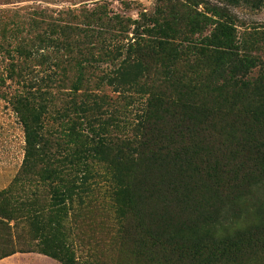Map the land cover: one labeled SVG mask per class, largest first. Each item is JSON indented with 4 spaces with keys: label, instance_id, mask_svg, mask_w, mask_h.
<instances>
[{
    "label": "trees",
    "instance_id": "obj_1",
    "mask_svg": "<svg viewBox=\"0 0 264 264\" xmlns=\"http://www.w3.org/2000/svg\"><path fill=\"white\" fill-rule=\"evenodd\" d=\"M217 2H195L203 10L190 19L191 27L211 21L215 28L192 48L181 74L164 68V60L179 59L173 48L138 40L126 44L129 58L107 79L121 89V115L112 100L78 80L66 95L67 104L62 98L75 118L65 116L62 134L53 139L61 158L49 152L53 146L44 126L54 97L47 101L29 93L12 98L18 113L31 116L24 122L27 149L21 172H37L49 189V203L41 208L33 193L19 206L33 236L20 249L0 252V261L40 252L63 264H93L76 257L67 224L76 207L99 199L115 209L119 241L128 240L159 259L216 264L264 249V57L251 54L248 42L238 38L228 9L260 10L264 0ZM139 99L142 108L128 118ZM109 130L119 135L109 136ZM54 155L51 164L37 167ZM10 194H0V229L12 243L4 216L6 204L14 200ZM246 208L255 209L257 222L220 235L219 229L239 220Z\"/></svg>",
    "mask_w": 264,
    "mask_h": 264
},
{
    "label": "rangeland",
    "instance_id": "obj_2",
    "mask_svg": "<svg viewBox=\"0 0 264 264\" xmlns=\"http://www.w3.org/2000/svg\"><path fill=\"white\" fill-rule=\"evenodd\" d=\"M198 1L202 0H0V194L11 192L14 196V200L6 204L4 213L10 218L5 222L12 228L13 242H7L6 232L0 229V252L20 249L33 236L27 233L28 227L22 220L23 213L18 211L19 206L33 193L37 195L36 203L41 208L49 203V189L47 184L39 182L37 172L26 175L21 172L27 149L24 122L31 116L18 113L12 98L29 93H36L47 101L54 97L44 125L49 130L50 146H53V139L58 138L57 133L62 134V119L65 121V116L71 120L73 116L75 118V113L63 105L62 98L67 104L66 95L72 93L78 80L84 83L83 88L108 98L107 101L112 100L110 103L115 104L113 108L117 105L118 115L122 112L119 105L123 104L117 99L122 96L121 89L118 85H109L107 79L124 59L129 58L126 44L138 40L173 48V54H179V59L172 63L164 60V68L180 74L185 72L186 57H190L192 48L215 28L211 21L200 25L199 29H193L189 24L190 19L195 18V12L203 10L202 5H194ZM205 1L218 4L217 0ZM228 9L236 19L238 38L248 42L251 54L264 57V8L252 10L246 6H230ZM199 20L201 17L196 18ZM148 76L154 77L152 73ZM252 77H257L256 73ZM131 93L134 98L140 97ZM141 102L139 99L133 105L132 111L126 114L128 118H135L142 108ZM108 135L119 134L109 130ZM49 152L58 158L63 156L59 155L56 146L50 147ZM56 156L45 157L46 163L37 167L51 164ZM97 160H94L95 164L99 165ZM12 210L15 211L10 214ZM253 210L246 208L239 220L223 225L218 231L220 235L232 234L256 223ZM114 217V207L100 199L76 207L73 219L67 224L72 229L68 241L73 243L80 262L206 264L175 257L159 259L149 251L134 248L128 240L119 241L114 231ZM39 255L44 254L16 253L3 264H55ZM216 264H264V249Z\"/></svg>",
    "mask_w": 264,
    "mask_h": 264
},
{
    "label": "crops",
    "instance_id": "obj_3",
    "mask_svg": "<svg viewBox=\"0 0 264 264\" xmlns=\"http://www.w3.org/2000/svg\"><path fill=\"white\" fill-rule=\"evenodd\" d=\"M38 257H40L41 259L45 260V261H51L52 263H55V264H58L53 258H50L48 256H45V255H39ZM11 258V257H8V258H5L3 260L0 261V264H3V263H6V261Z\"/></svg>",
    "mask_w": 264,
    "mask_h": 264
}]
</instances>
